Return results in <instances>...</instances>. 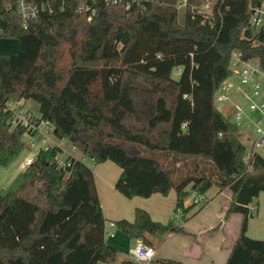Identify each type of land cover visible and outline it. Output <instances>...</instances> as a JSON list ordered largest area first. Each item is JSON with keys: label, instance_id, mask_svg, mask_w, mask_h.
<instances>
[{"label": "trees", "instance_id": "trees-1", "mask_svg": "<svg viewBox=\"0 0 264 264\" xmlns=\"http://www.w3.org/2000/svg\"><path fill=\"white\" fill-rule=\"evenodd\" d=\"M45 1L25 28L16 0H0V37L18 40L16 53L0 52V165L25 147L26 128L12 127L8 108L23 99L38 102L55 135L86 160L68 155L61 163L59 145L41 150L20 186L0 192V264L116 262L93 169L107 160L122 169L115 186L124 196L175 189L177 212L189 210L193 191L227 189L228 213L242 222L226 264H264V239L247 234L251 204L264 193V152L246 162L240 126L216 104L234 51L264 68V29L250 24L264 0H187L184 22L181 0ZM206 3L209 11L199 10ZM183 158L191 167L179 172ZM116 227L150 246L184 231L142 208ZM152 264L185 263L156 257Z\"/></svg>", "mask_w": 264, "mask_h": 264}, {"label": "crops", "instance_id": "crops-1", "mask_svg": "<svg viewBox=\"0 0 264 264\" xmlns=\"http://www.w3.org/2000/svg\"><path fill=\"white\" fill-rule=\"evenodd\" d=\"M232 95L234 98L237 97L235 92ZM109 161L93 167L108 231L111 229L108 226L109 222L121 219L133 221L136 218V209L142 208L148 211L154 220L167 223L174 219L184 229L155 238L153 247L157 258L178 259L185 264L227 263L242 222L240 213H228L232 199L231 192L213 186L205 193L206 202L202 208H196L195 204L201 205L203 202L195 201L199 193L193 191L191 194H195L194 202L191 203L188 198L185 200V205L191 206L189 210L177 212L175 189H171L168 195L158 192L150 197L124 196L115 186L122 169L121 167L117 169ZM112 171L114 172L111 173ZM251 207L255 214L249 219L247 234L252 238L264 239V193L251 204ZM233 214H239L240 217L233 219ZM112 231L114 235H107L106 239L119 250L118 260L114 263L99 262L98 264H120L122 260L132 259L130 250L140 241L117 227Z\"/></svg>", "mask_w": 264, "mask_h": 264}, {"label": "built area", "instance_id": "built-area-1", "mask_svg": "<svg viewBox=\"0 0 264 264\" xmlns=\"http://www.w3.org/2000/svg\"><path fill=\"white\" fill-rule=\"evenodd\" d=\"M114 1L118 2V0ZM181 1L184 6L187 5V0ZM16 3L17 10L25 28H29L39 18L41 12L48 8V1L45 0H16ZM129 6L130 3H128L127 7ZM49 8L51 9L50 4ZM85 9L89 10L84 4L78 6L79 11ZM199 10L208 12L209 3L202 5ZM90 17H92V14ZM250 24L258 29H264V2L253 9ZM231 67L233 69V75L223 82L221 88L216 93V101H233L232 93L239 92L248 101L249 110L256 114L251 122L247 121V124L244 125L247 129L254 126V132L256 134L255 139L252 140V143L246 149L245 161L249 162L256 153L264 152V85L260 81V78L264 79V68L258 59H245L238 51L233 52ZM175 72L177 75L181 72V69H176ZM235 106L236 119L242 121L244 118V110L239 104H235ZM8 108L13 114L11 119L12 127L22 125L26 128L24 135V137H27L25 146L29 148L31 153L30 157L24 162L25 166L29 165L41 150H48L55 145L62 146L51 141V134L54 133V130L49 120L42 118L24 105H21L20 101H10ZM248 137V139H252L251 135ZM74 150H77L75 146ZM68 155L75 156L73 152L67 155L64 152L61 163H64L65 157ZM80 158L86 160L85 156ZM195 201L203 202L205 201V197L198 195ZM108 226L111 229L114 228L115 222H109ZM111 229L108 231V235L113 236L114 231ZM130 255L136 264H152L156 259V250L153 246L139 241L131 248Z\"/></svg>", "mask_w": 264, "mask_h": 264}, {"label": "rangeland", "instance_id": "rangeland-1", "mask_svg": "<svg viewBox=\"0 0 264 264\" xmlns=\"http://www.w3.org/2000/svg\"><path fill=\"white\" fill-rule=\"evenodd\" d=\"M179 21L184 22V17H185V6L182 3V1L179 2ZM18 51V40L16 38H11V37H0V52H6V53H16ZM176 75V72H174ZM260 81H262L264 85V79L260 78ZM237 94V97H232L233 101H218L217 107L233 122L237 123L240 126L239 130V136L241 141H243L247 146L252 143V140L255 139L256 134L254 132V126L250 129H247L244 125L247 124L248 122H251L252 119L256 116L255 113H252L249 110L248 107V101L246 100L245 96L242 95L239 92H235ZM241 102H240V101ZM21 105H24L26 108L30 109L34 113L39 115V104L33 99H23L20 101ZM235 104L241 105L242 109L244 110V118L242 121H238L236 119V106ZM249 135L252 136V139H248ZM26 140L27 137H24ZM51 141L61 144L65 154H70L74 153L75 156H82L83 153L80 150H74V146L64 140L59 138L57 135L54 133L51 134ZM30 150L28 147H24V149L21 151V153L8 165V166H1L0 165V192L2 194H5L7 192L15 191L20 184L24 180V170H25V160L27 157L30 156ZM90 161V160H88ZM109 163H113L114 167L117 169L120 167L113 161H109ZM192 160L189 158H183L181 162H178L175 164V167L179 170V172H185L187 168L191 167ZM94 167V166H93ZM113 170V169H110ZM112 171L111 173H113ZM216 187V186H214ZM194 195L195 194H190L188 196V201H191V203L194 202ZM198 195V194H197ZM206 201V200H205ZM204 203V201H203ZM202 206L195 204L194 207L200 208ZM240 217L239 214H233L232 218L236 219ZM141 241V240H140ZM142 242V241H141ZM136 243V242H135ZM135 246V245H134Z\"/></svg>", "mask_w": 264, "mask_h": 264}, {"label": "water", "instance_id": "water-1", "mask_svg": "<svg viewBox=\"0 0 264 264\" xmlns=\"http://www.w3.org/2000/svg\"><path fill=\"white\" fill-rule=\"evenodd\" d=\"M34 27V24H32L31 26H30V28H33Z\"/></svg>", "mask_w": 264, "mask_h": 264}]
</instances>
